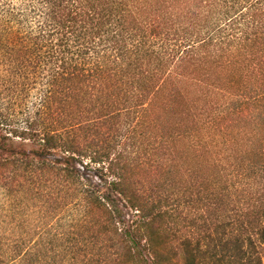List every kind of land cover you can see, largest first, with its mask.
Masks as SVG:
<instances>
[{
	"label": "trees",
	"instance_id": "16d2710c",
	"mask_svg": "<svg viewBox=\"0 0 264 264\" xmlns=\"http://www.w3.org/2000/svg\"><path fill=\"white\" fill-rule=\"evenodd\" d=\"M0 61L25 97L0 98V189L135 212L139 264H171L182 209H240L234 253L264 258V0H0Z\"/></svg>",
	"mask_w": 264,
	"mask_h": 264
},
{
	"label": "rangeland",
	"instance_id": "374dc122",
	"mask_svg": "<svg viewBox=\"0 0 264 264\" xmlns=\"http://www.w3.org/2000/svg\"><path fill=\"white\" fill-rule=\"evenodd\" d=\"M8 68L0 61V98L5 99L12 109L20 111L25 97L23 93L11 92L14 87L6 80ZM162 116L171 122L177 119L172 109L171 114L163 113ZM176 147L174 156H179L183 148ZM95 174L98 173L94 166L86 168L84 176L91 186L100 183ZM136 177L149 186L167 180L165 174L144 171L136 172ZM208 184L202 180L196 185L194 183V198L207 193ZM66 196L67 191L48 197L47 194L28 196L0 189V264H139L123 236L126 223L135 212L122 209L111 222L112 218L106 211L84 209L73 202L60 207L58 201ZM70 197L72 195L67 196L68 199ZM239 211L182 209L188 220L179 226L181 231L175 236L165 238V257L171 264H186L193 257L202 264H217L216 260L209 259V255L218 254L224 257L221 264H264V258L259 262L256 256L241 257L234 253V241L240 233L235 220ZM222 219L228 225L226 230L217 224ZM248 234L247 230L244 231L245 236ZM184 239L188 242L184 243ZM185 244L191 254H188ZM198 247L201 254L197 252ZM205 251L207 255H204Z\"/></svg>",
	"mask_w": 264,
	"mask_h": 264
}]
</instances>
